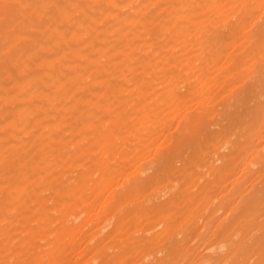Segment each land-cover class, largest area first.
<instances>
[{
	"label": "bare ground",
	"instance_id": "bare-ground-1",
	"mask_svg": "<svg viewBox=\"0 0 264 264\" xmlns=\"http://www.w3.org/2000/svg\"><path fill=\"white\" fill-rule=\"evenodd\" d=\"M74 254L264 264V0H0V264Z\"/></svg>",
	"mask_w": 264,
	"mask_h": 264
},
{
	"label": "rangeland",
	"instance_id": "rangeland-1",
	"mask_svg": "<svg viewBox=\"0 0 264 264\" xmlns=\"http://www.w3.org/2000/svg\"><path fill=\"white\" fill-rule=\"evenodd\" d=\"M96 224V222L95 221H91V223L90 222H88L87 224H86V226H89V225H91V226H94ZM87 228V227H86ZM81 241L78 239L77 240V243H78V245H83L82 243H80ZM79 251V250H78ZM80 251H81V249H80ZM77 256H78V254H74L73 255V258H69L67 261H66V264H78L77 263Z\"/></svg>",
	"mask_w": 264,
	"mask_h": 264
}]
</instances>
